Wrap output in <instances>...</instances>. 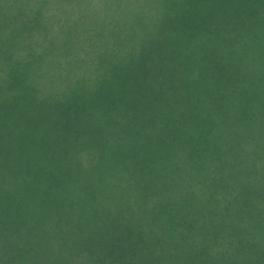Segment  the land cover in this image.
Here are the masks:
<instances>
[{"label": "trees", "instance_id": "1", "mask_svg": "<svg viewBox=\"0 0 264 264\" xmlns=\"http://www.w3.org/2000/svg\"><path fill=\"white\" fill-rule=\"evenodd\" d=\"M130 8L148 30L65 96L7 35L0 264H264V0Z\"/></svg>", "mask_w": 264, "mask_h": 264}, {"label": "rangeland", "instance_id": "2", "mask_svg": "<svg viewBox=\"0 0 264 264\" xmlns=\"http://www.w3.org/2000/svg\"><path fill=\"white\" fill-rule=\"evenodd\" d=\"M42 1L26 3L24 0H0V20L4 21L3 24L0 22V70L3 69L1 61L9 43L7 35L20 36L17 39L18 45L14 48L15 53L20 58L23 57L19 60L23 64L24 61L30 63L37 60L31 73L35 83L40 85L38 88L47 97L65 96L84 81H89L94 74L103 71L105 64H117L119 60L116 57L124 53V50L136 46L137 40L148 30L141 27L142 21L136 25L128 16L132 12L130 6L137 5V1L142 0H126L128 4L125 0H45L41 3ZM149 1L157 3L158 0ZM99 29L103 30L99 32ZM36 30L38 33L44 31L42 49L39 46L42 36ZM129 31L135 33L133 42L132 39H125L124 35ZM22 34L30 42L25 52L21 51L26 42L21 37ZM94 35L103 40L102 46L111 52H117L116 59L112 58V61L98 56L103 64L100 67L95 65L98 61L90 56L88 50L91 47V53L96 52V40L93 44L91 42ZM105 53L109 55L107 49ZM21 71L26 72L25 66Z\"/></svg>", "mask_w": 264, "mask_h": 264}]
</instances>
